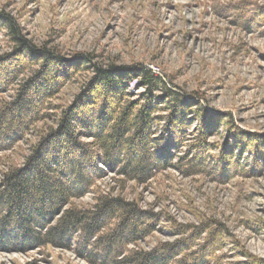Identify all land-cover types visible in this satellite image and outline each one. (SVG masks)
Returning a JSON list of instances; mask_svg holds the SVG:
<instances>
[{
	"label": "trees",
	"instance_id": "obj_1",
	"mask_svg": "<svg viewBox=\"0 0 264 264\" xmlns=\"http://www.w3.org/2000/svg\"><path fill=\"white\" fill-rule=\"evenodd\" d=\"M228 11L246 29L264 20V7L253 4L231 6ZM1 29L8 31L18 48L0 57V97L28 64H38V69L19 85L12 101L0 98V161L1 154L30 129L37 137L22 166L9 167L0 181V251L52 246L72 250L88 264L221 261L215 256L221 240L209 223L197 227L173 223L172 232L180 236L177 240L160 243L150 251L128 250L154 231L157 214L110 195L98 194L92 208H80L75 201L95 191L96 180L105 172L146 183L169 167L173 153L184 147L186 129L194 123L198 137L188 152L190 169L213 172L217 179H226L238 169L243 175L259 172L264 135L230 125L231 139L219 148V154L208 156L210 145L205 137L219 128L224 116L207 111L200 103L202 98L185 96L166 77L142 65L103 68L89 58L70 61L49 49L32 48L5 13L0 14ZM14 61L12 67L7 66ZM80 70L90 71L91 77L57 117L50 116L46 101ZM131 84L143 90L136 99L129 92ZM51 120L54 125L47 126ZM42 121L44 126L36 128ZM246 151L248 165L240 170L239 159ZM200 236L203 241L195 248ZM250 264L264 263L252 258Z\"/></svg>",
	"mask_w": 264,
	"mask_h": 264
},
{
	"label": "rangeland",
	"instance_id": "obj_2",
	"mask_svg": "<svg viewBox=\"0 0 264 264\" xmlns=\"http://www.w3.org/2000/svg\"><path fill=\"white\" fill-rule=\"evenodd\" d=\"M244 3L264 7V0H0V14L15 21L32 48L49 49L70 61L89 58L103 68L142 65L166 77L185 96L202 98L207 111L224 116L219 128L205 137L210 145L208 156L213 157L231 139L230 125L264 135V20L246 29L243 21L229 16L231 6ZM17 46L8 31L1 29L0 57ZM37 69L38 64H28L0 98L12 101L19 85ZM91 75L87 70L72 73L59 93L46 101L47 113L57 117ZM142 91L133 84L129 87L134 99ZM29 97L36 99L31 93ZM46 124L54 125L52 120ZM30 130L1 154L0 181L9 167L22 166L30 154L37 141ZM197 137L198 127L189 125L184 147L173 153L169 167L146 183L105 172L96 180L95 191L77 199L76 205L92 208L94 198L102 194L135 202L157 214L154 231L128 250L150 251L177 240L180 236L172 232L173 223L193 227L209 223L218 231L221 248L215 256L222 260L207 264H250L252 258L264 263V157L259 172L243 175L241 168L248 165L246 151L239 159L241 171L217 179L213 172L190 169L188 152ZM202 239H196L195 248ZM0 264L88 263L72 250L43 246L27 252L0 251Z\"/></svg>",
	"mask_w": 264,
	"mask_h": 264
}]
</instances>
